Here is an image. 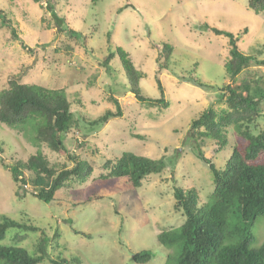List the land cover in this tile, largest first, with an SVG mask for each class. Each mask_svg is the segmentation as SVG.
Segmentation results:
<instances>
[{
    "label": "rangeland",
    "instance_id": "374dc122",
    "mask_svg": "<svg viewBox=\"0 0 264 264\" xmlns=\"http://www.w3.org/2000/svg\"><path fill=\"white\" fill-rule=\"evenodd\" d=\"M50 5L46 0H0V93L13 75L24 84L63 89L79 118L64 146L90 160L93 171L85 182L68 179L54 200L43 202L34 196L31 173L24 170L26 184L19 185L9 167L36 151L57 170L72 167L73 161L38 143L34 123L16 128L0 123V222L7 216L35 226L27 231L8 227L0 245L35 254L43 232L48 246L40 264L58 255L70 264H164L175 248L161 245L157 235L184 222L174 187L193 188L198 207L210 200L214 189L211 171L192 149L191 121L207 107H226L219 95L227 84L236 87L249 80L264 90V66L251 65L235 79L227 75L228 39L205 25L233 33L243 54L264 59V13L251 10L248 0H51ZM51 11L62 20L61 29ZM165 45L170 54L163 52ZM115 47L142 73L140 93L158 100L159 81L167 106L141 102L129 92ZM111 53L113 58L103 63ZM112 96L118 99L120 117L100 127L81 121L114 111ZM260 104L261 116L250 125L253 133L264 129V100ZM227 138L221 151L213 142L202 145L218 168L239 139L232 126ZM124 151L163 158L167 166L146 176L138 188L126 177L101 179L100 174L108 173L103 162ZM252 234L253 247L264 242V216L256 218ZM140 251H149L151 258L134 262L133 254Z\"/></svg>",
    "mask_w": 264,
    "mask_h": 264
},
{
    "label": "trees",
    "instance_id": "16d2710c",
    "mask_svg": "<svg viewBox=\"0 0 264 264\" xmlns=\"http://www.w3.org/2000/svg\"><path fill=\"white\" fill-rule=\"evenodd\" d=\"M50 1L46 0L47 4L50 5ZM248 7L256 13H264V0H248ZM51 15L57 22V28L61 29L62 20L58 19L54 11H51ZM205 26L214 34L228 39L229 57L224 68L231 79L251 65L264 66V59L245 55L239 50L233 33L207 24ZM12 33H15L14 30ZM70 33L75 35L76 32L70 30ZM114 52L121 62L129 92L141 102L167 106L159 81L161 97L153 102L140 93L142 73L136 69L129 55L119 47H115ZM163 52L170 54L171 48L165 45ZM113 56L114 53L108 55L103 63L107 64ZM20 80L17 75H13L8 81V88L0 93V123L10 128L34 123L35 140L46 144L52 151L66 155L74 163L70 168L57 170L49 165L41 151H36L25 162L17 161L9 167L13 180L19 185L26 184L24 170L31 173L30 182L36 190L34 196L50 203L68 179L76 178L79 182H85L93 171V164L82 156H76V153L71 154L64 146V137L79 123V118H75L70 109L64 90L28 85ZM183 80L198 87L210 88L193 78ZM219 96L224 97L226 107L219 110L207 107L189 126L192 149L196 158L211 171L214 189L210 200L198 207L199 197L193 188L182 190L174 187L176 207L181 209L184 222L175 229L157 235L161 245L175 248L174 254L166 256L164 264H264V242L257 247L252 246V227L257 217L264 216V129L257 133L250 129V125L261 116L260 103L264 100V90L244 80L236 87L225 85ZM111 101L115 105L114 111L106 110L92 121L84 118L81 121L100 127L109 119L120 117L122 110L118 99L112 96ZM230 126L237 131L239 139H235L228 159L218 168L204 154L202 145L209 141L215 144L217 151L223 150L228 143L227 129ZM166 166L163 158L152 159L124 151L116 160L106 159L103 162L102 168L108 173L100 174V178L126 177L132 188H138L146 176L161 173ZM8 227L35 230V226L3 216L0 240L5 237ZM41 235L38 253L35 254L22 247L0 245V264L42 263L47 255L48 237L43 232ZM151 256L149 251H140L133 254L132 259L136 263H145ZM48 264H70V261L58 255L50 258Z\"/></svg>",
    "mask_w": 264,
    "mask_h": 264
}]
</instances>
